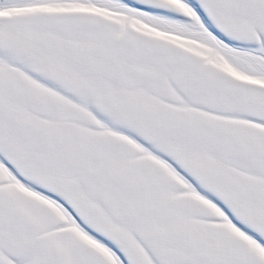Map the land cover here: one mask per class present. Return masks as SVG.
<instances>
[{"label": "snow or ice", "instance_id": "6c2138e0", "mask_svg": "<svg viewBox=\"0 0 264 264\" xmlns=\"http://www.w3.org/2000/svg\"><path fill=\"white\" fill-rule=\"evenodd\" d=\"M0 264H264V0H0Z\"/></svg>", "mask_w": 264, "mask_h": 264}]
</instances>
